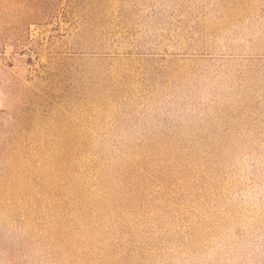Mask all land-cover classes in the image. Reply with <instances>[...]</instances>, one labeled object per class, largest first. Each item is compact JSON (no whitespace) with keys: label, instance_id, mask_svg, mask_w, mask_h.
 <instances>
[{"label":"rangeland","instance_id":"374dc122","mask_svg":"<svg viewBox=\"0 0 264 264\" xmlns=\"http://www.w3.org/2000/svg\"><path fill=\"white\" fill-rule=\"evenodd\" d=\"M0 264H264V0H0Z\"/></svg>","mask_w":264,"mask_h":264},{"label":"clouds","instance_id":"9594fccd","mask_svg":"<svg viewBox=\"0 0 264 264\" xmlns=\"http://www.w3.org/2000/svg\"><path fill=\"white\" fill-rule=\"evenodd\" d=\"M247 247L250 249V248L252 247L251 243H249V244L247 245Z\"/></svg>","mask_w":264,"mask_h":264}]
</instances>
